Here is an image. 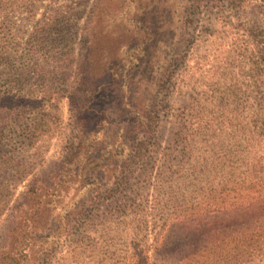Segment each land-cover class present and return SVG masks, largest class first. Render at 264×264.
<instances>
[{"label":"rangeland","instance_id":"rangeland-1","mask_svg":"<svg viewBox=\"0 0 264 264\" xmlns=\"http://www.w3.org/2000/svg\"><path fill=\"white\" fill-rule=\"evenodd\" d=\"M158 1L124 0L104 19L112 27L136 13L171 78L154 91L143 148L123 153L116 178L102 168L91 187L58 174L72 139L65 66L75 64L93 0H0V91L10 88L8 71L22 100L48 89L47 101L0 130V252L16 264H135L137 246L152 264H264V65L250 61L264 58V9ZM103 32L94 44L104 59L126 48L121 31ZM100 103L98 95L88 107ZM238 213L230 234L239 241L230 243L221 218Z\"/></svg>","mask_w":264,"mask_h":264},{"label":"trees","instance_id":"trees-1","mask_svg":"<svg viewBox=\"0 0 264 264\" xmlns=\"http://www.w3.org/2000/svg\"><path fill=\"white\" fill-rule=\"evenodd\" d=\"M212 1L221 3L235 12H243L254 7L264 9V0ZM177 2L181 4L190 3L191 7H194L195 4L197 8L201 0H177ZM123 3L124 0H93L87 6L85 19L87 24L86 30L83 32V45L79 47L77 52H74L75 64L68 60L65 66L67 71L71 73L69 78H72L70 90L66 89L62 92V95L63 93L65 96L67 95L69 103L72 139L68 141V150L66 151V170L61 172L62 174L59 173L58 176L68 177L74 184H86L94 187V182L99 180L102 168H104V172L106 169L108 174L110 173L112 177L116 178L120 173L116 169L119 166L123 167L127 161H123V159L125 156H129H124L123 153L140 151L143 148L142 141L146 138L144 136L151 134L153 123L150 122L149 113L154 112L156 107L154 91L160 84L165 85L167 80L171 78L168 70L164 68V62L159 66L157 60L154 59L155 55L152 51L155 44L151 36L134 23L136 13L129 16L131 17L130 23L124 22L122 19L118 21L117 25L108 27V23L104 22L107 16L111 19V9L116 10L114 5L121 6ZM53 11L57 12V9H53ZM111 15L114 16V13ZM51 20L55 22L56 19L53 17ZM43 24L48 27V18L47 23L42 22L41 26ZM45 27L38 28L36 32L38 36L36 37L48 41V31ZM105 27L114 33L121 31L125 41H127L126 48H124L125 44L114 47L109 53L108 59H104V51L94 44L95 38L104 33ZM2 32L3 29L0 27V35ZM170 34H173L172 31ZM39 40L38 42L41 44L42 41ZM171 44L176 46L175 42ZM129 52L131 54L127 55ZM260 53L258 51V57L256 58L254 54L250 59L253 64L257 62V65H254L255 68H263L264 58L260 56ZM121 56L123 58H120ZM2 58L6 59V46L4 38L2 39L0 36V62ZM126 58L127 61L122 64V60ZM254 58L255 60H253ZM258 59L259 61H257ZM166 63L167 66L174 65V60H167ZM8 73L11 76L10 88L3 92L0 91V130L9 120L12 121L28 114L33 109V104L39 105L48 100V89L41 90L36 94L29 93L26 99H20L21 97H18L14 92L19 90L15 88L13 74L9 71ZM111 76L114 77V82L105 80ZM124 80L125 86L122 85ZM124 87L127 94L125 102L122 100L124 99ZM105 89H110V94H113L110 101L105 100L104 95H100ZM98 95L104 102V104L100 103L101 109L93 106L88 107ZM20 103L23 104L20 105ZM41 111L38 112L39 121H42V118H47V114ZM123 120H125L124 125L119 126ZM147 120H149V124H147ZM96 123L99 125L98 129L94 127ZM119 130L118 141L113 140L114 135L118 134ZM259 203V208L263 207L264 198ZM90 206L92 207L93 204ZM86 210L84 208L83 212ZM221 220L224 222L228 236L230 235L229 242L239 241L235 234L230 233L235 227L242 225L240 214H232L221 218ZM213 224L217 226L218 222L214 220ZM51 253L52 249H48V258H50ZM134 256L136 258L135 264H152L147 249L135 247ZM39 258L37 257V260ZM16 263L17 261L8 253L0 252V264Z\"/></svg>","mask_w":264,"mask_h":264}]
</instances>
